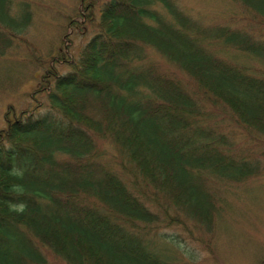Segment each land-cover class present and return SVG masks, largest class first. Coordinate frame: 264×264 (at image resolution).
<instances>
[{"label":"trees","instance_id":"16d2710c","mask_svg":"<svg viewBox=\"0 0 264 264\" xmlns=\"http://www.w3.org/2000/svg\"><path fill=\"white\" fill-rule=\"evenodd\" d=\"M35 6L0 0V58L29 44ZM91 6L77 7L87 26L64 15L91 30L78 53L37 58L35 106L5 113L0 264L195 262L231 191L264 175L243 143L264 138V0H232L210 23L175 0H106L97 18Z\"/></svg>","mask_w":264,"mask_h":264},{"label":"rangeland","instance_id":"374dc122","mask_svg":"<svg viewBox=\"0 0 264 264\" xmlns=\"http://www.w3.org/2000/svg\"><path fill=\"white\" fill-rule=\"evenodd\" d=\"M87 1L33 0L38 16L23 35L29 44L9 51V59L0 58V128L5 125V113L8 109L13 108L11 115H18L21 110L35 106L36 100L32 93L39 86L45 68L43 65L39 66L36 59L49 60V49L53 50L51 54L57 58L61 46L67 57L75 56L90 36L91 30L83 29V26L77 23L71 26L64 17L72 15L87 26L89 23L84 17V12L77 10L81 2ZM104 1L106 0H92L90 9L94 17H98L99 6ZM175 1L190 16L206 23L226 20L232 5V0ZM236 9L234 8V11ZM66 30L69 33L63 35ZM16 53L18 54L15 55ZM148 58L157 61L165 70L177 73L176 70L180 69L174 63L167 64L169 61L162 59L154 49L149 48ZM56 65L61 69L66 68L64 65ZM37 97L43 99V96L38 94ZM239 140L241 141V138ZM255 141L248 139V142L243 143L247 144L249 152L259 159L263 167L264 138L262 141ZM231 192L233 196L231 195L228 213L225 215L227 223L216 232L212 252L208 254L201 248L203 257L187 264H258L264 257V175L247 181ZM167 250L170 251L168 248ZM175 254L172 258L180 260L181 256Z\"/></svg>","mask_w":264,"mask_h":264},{"label":"clouds","instance_id":"9594fccd","mask_svg":"<svg viewBox=\"0 0 264 264\" xmlns=\"http://www.w3.org/2000/svg\"><path fill=\"white\" fill-rule=\"evenodd\" d=\"M11 173L16 175V176H20L22 177L24 175V170L22 168H18V167H13L11 169ZM9 211L10 212H14L17 214H23L25 212V209L27 207V204L25 202H11L9 201Z\"/></svg>","mask_w":264,"mask_h":264}]
</instances>
